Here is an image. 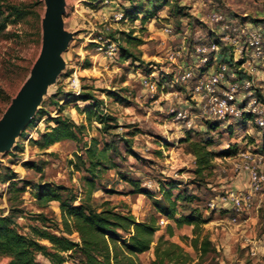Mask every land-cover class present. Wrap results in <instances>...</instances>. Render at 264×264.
<instances>
[{
    "label": "rangeland",
    "instance_id": "374dc122",
    "mask_svg": "<svg viewBox=\"0 0 264 264\" xmlns=\"http://www.w3.org/2000/svg\"><path fill=\"white\" fill-rule=\"evenodd\" d=\"M64 1L63 22L69 40L61 53L63 67L36 107L37 111L43 108L45 114L39 115L36 111L34 119L15 137L10 150L0 154V215H7L11 204L16 228L25 234L30 233V226H40L37 219L40 212L60 221L57 202L38 204L37 186L45 183L65 186L76 195V202L86 198V179L91 175L85 170L87 164L81 163L84 144L95 140L97 148H102L113 143L114 150L108 149L110 163L99 166L95 172V191L89 202L97 208L107 202L117 211L129 210L136 221L156 218L159 230L150 250L138 255L139 264H149L153 246L160 236L168 238L165 233L168 220L160 224L162 217L156 213L153 199L135 192L128 180L136 181L139 188L148 189L156 198L160 197L159 189L171 181L177 184L173 193L183 191L195 196L190 204L180 203L178 211L188 213L191 208H197L204 217L210 218L203 227L215 252L198 261L195 251L179 239L182 234L191 236V226L175 229L169 239L191 254L194 260L190 264H264V184L247 208L236 212L228 200L229 192L248 190V184L240 186L245 173L234 166V162L247 159L239 154H249L248 160L259 164L264 172V127L258 126L252 116L248 119L245 115L242 121H218L216 128L211 129L209 122L194 117L195 110L184 119H175L172 113V110L188 109L192 103L194 81L179 80L180 69L186 62L200 66L194 56L196 45L219 40L212 14L225 16L224 4L233 14L240 12L238 6L249 7L254 3L250 0H167L168 4L160 7L156 16L142 23L140 16L137 19L123 16L128 0ZM256 1L264 3V0ZM1 3L2 6L16 5L24 14L16 19L9 16L5 7L0 14V20L8 18L0 33V116L41 53V19L45 12L43 0H1ZM116 14L122 16L118 18ZM165 27L172 28L171 35L163 32ZM127 34L142 43H129ZM111 43L117 48L114 53L107 50ZM120 46L138 56L139 61L123 58ZM229 49V46L223 47L219 61L223 60L221 57L232 61ZM150 73L159 74L158 84L166 82L163 91L160 85L150 91L141 84V78ZM175 76L178 80L170 83ZM263 82L256 79L255 89L261 103L257 108L263 109L264 117ZM79 92H92L100 101L97 106L100 112L114 118L107 122V129L96 117L86 120L81 109L88 102H69L70 95ZM59 106H63L62 110ZM58 114L85 126L81 141L63 140L47 148L38 147L33 140L54 125L48 118ZM187 137L211 142L208 149L214 154L212 167L202 178L194 174V157L188 151ZM234 144L238 154L219 155ZM11 183L17 186L24 183V191L14 194L9 189ZM14 196L17 198L9 202ZM234 216L236 221H232ZM68 237L78 240L76 233ZM42 243L48 245L47 241ZM37 260L39 264H48L41 255ZM65 263L77 264L73 259Z\"/></svg>",
    "mask_w": 264,
    "mask_h": 264
},
{
    "label": "trees",
    "instance_id": "16d2710c",
    "mask_svg": "<svg viewBox=\"0 0 264 264\" xmlns=\"http://www.w3.org/2000/svg\"><path fill=\"white\" fill-rule=\"evenodd\" d=\"M129 5L124 7L123 16L137 19L143 23L156 16L160 7L168 4L167 0H128ZM9 11V16L16 19L23 16L22 8L16 5L4 4L0 0V14L2 8ZM174 11L178 12V10ZM6 20L8 18H5ZM6 20H0V33L6 27ZM127 41L135 45H140L142 40L126 35ZM121 55L125 59L139 61V57L134 55L128 49L120 46ZM221 52V51H220ZM221 56V55H220ZM219 56V57H220ZM226 59V57H221ZM226 61H231L227 59ZM240 62H237L238 64ZM77 101L88 102L81 110L86 114V120L89 122L92 117L107 129L108 121L114 118L100 112L97 107L100 101L92 92H79L77 95H70L69 102ZM63 106H59L62 110ZM37 114H45L43 108L37 111ZM249 118L250 115H246ZM34 119V117L32 118ZM48 122H53V126L40 133L39 138L33 142L40 148H47L56 142L71 140L79 143L83 133L84 125L76 124L67 117H61L59 114L55 117H49ZM216 122L209 123L211 129L216 128ZM188 151L194 157V174L203 177L204 173L211 169V159L213 152L208 149L211 145L210 140H191L185 138ZM126 146L129 147V144ZM114 150V144H105L102 148H97L95 140L88 145L84 144V158H81L82 165L87 164L85 170L91 175L86 179L88 188L86 198L76 202V195L65 186L45 183L38 185L35 194L38 204L46 205L51 201L58 203L60 210V221L47 218L40 212L37 219L41 222L40 226H30V233H20L13 220L14 208L9 205L7 215H0V257L8 259L6 264H39L37 256L41 255L47 259L48 264H66L67 259H73L77 264H139L138 255L144 253L152 247L155 233L159 230L155 217L150 220L136 221L133 214L127 210L120 212L115 210V206H109L104 202L99 208L89 202V197L95 191L94 179L99 166L106 167L110 163L108 149ZM237 145H229L227 149L219 152L221 156H233L237 154ZM112 163V162H111ZM110 167L114 164H109ZM11 177L5 178L7 182ZM135 188L134 191L142 193L152 198L153 207L160 217L168 220L165 227V233L168 238L160 236L153 246V257L149 264H190L194 258L187 252L182 245L170 240L175 234V229L183 226H191V236L182 234L179 239L185 245L191 247L198 261H202L206 256L215 252V248L209 239L203 225L210 220L204 217L197 208H191L188 213L178 211L180 203L190 204L194 200L193 194L179 191L173 193L177 184L169 182L162 186L160 197L156 198L146 188H139V184L134 180H128ZM25 184L17 186L10 184V191L19 194L24 191ZM17 197L9 198V202ZM76 233L78 240H74L69 235ZM42 241H47L43 244ZM65 253H68L65 256Z\"/></svg>",
    "mask_w": 264,
    "mask_h": 264
},
{
    "label": "built area",
    "instance_id": "2783aa9c",
    "mask_svg": "<svg viewBox=\"0 0 264 264\" xmlns=\"http://www.w3.org/2000/svg\"><path fill=\"white\" fill-rule=\"evenodd\" d=\"M122 14H116L115 17ZM211 20L220 31L219 42L210 41L207 44L196 45L194 48L195 59L200 66L187 63L180 69L179 80H193L191 100L188 109L174 113L175 119H184L188 113L195 110L194 117L209 123L218 121L243 120L249 114L258 126L264 127L263 109L257 108L261 104L256 95L255 81L260 80V70L264 72V24L254 29L240 27L228 21L220 13H214ZM163 31L167 35L172 34L171 27H165ZM220 41L229 44V53L232 61L220 60ZM226 47L228 45H225ZM114 43L109 44L108 52H116ZM180 52H177L179 54ZM237 62H240L236 64ZM261 66L262 68H258ZM196 69V72L194 70ZM159 74L150 73L141 78V84L150 91L157 90L160 85L161 91L166 87V82H159ZM178 80L175 76L170 83ZM238 154V153H237ZM247 158L241 162H234L237 171L248 173V190L245 193L229 192L228 200L233 210L240 211L251 205L253 197L262 190L264 184V172L259 164L249 161V154H239ZM212 205V203L210 204ZM236 221V216L232 218ZM166 222L164 217L159 223ZM262 242L264 244V234ZM0 264H6L0 259Z\"/></svg>",
    "mask_w": 264,
    "mask_h": 264
},
{
    "label": "water",
    "instance_id": "95a60500",
    "mask_svg": "<svg viewBox=\"0 0 264 264\" xmlns=\"http://www.w3.org/2000/svg\"><path fill=\"white\" fill-rule=\"evenodd\" d=\"M43 1L45 12L41 19V53L0 116V154L10 150L15 137L31 121L42 101V94L63 67L61 53L69 40L63 22L65 1Z\"/></svg>",
    "mask_w": 264,
    "mask_h": 264
},
{
    "label": "crops",
    "instance_id": "0c3cea01",
    "mask_svg": "<svg viewBox=\"0 0 264 264\" xmlns=\"http://www.w3.org/2000/svg\"><path fill=\"white\" fill-rule=\"evenodd\" d=\"M250 1H252L254 3V5L247 7V6H245V5L242 4V5L238 6L239 7L238 9H239L240 12H234L233 14H231V12L227 10L228 9L227 8L228 6H226L224 4L223 7H224V10H226L225 17L228 18V19H230V21L237 22V24H239L238 26H240V27H246L248 29H254L257 26H259L261 24H264V3L263 4L262 3L260 4V1H256L255 2V0H250ZM227 11L230 14H227ZM249 15L252 16L251 19L246 18ZM186 30L187 29H185L184 32H186ZM211 31H213V30H211ZM215 34L218 35V36L220 35L219 29H217V33H215ZM219 44L221 46V49H220L221 52H223L222 51L223 47H226L225 45H228L229 46V44L227 42H223V41H220ZM223 56H224V54H223ZM258 68H262V67L261 66H258ZM260 72L261 73L259 74V77H262L263 79L260 78L259 81H262V80L264 81V72H263V70H260ZM243 172L245 173V177L242 178V182L240 181V186H242V185L243 186H246L248 184V179H249L248 173L246 171H243ZM243 180H244V182H243ZM233 187H235V186L233 185ZM254 199H256L255 201H259V198H254ZM2 260H3L4 263H7V261H8V259L5 258V257H2Z\"/></svg>",
    "mask_w": 264,
    "mask_h": 264
}]
</instances>
